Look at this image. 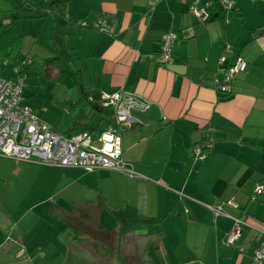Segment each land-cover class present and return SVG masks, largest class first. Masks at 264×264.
Returning <instances> with one entry per match:
<instances>
[{
    "label": "crops",
    "instance_id": "1",
    "mask_svg": "<svg viewBox=\"0 0 264 264\" xmlns=\"http://www.w3.org/2000/svg\"><path fill=\"white\" fill-rule=\"evenodd\" d=\"M39 1L19 0L16 9L32 10ZM189 1L50 0L43 15L28 16L48 25L47 36L55 48L61 43L73 52L75 73L83 89L90 91L88 113L102 117L98 107L91 105V91L120 86L133 88L148 103L142 109L131 108L139 121L119 130L120 154L134 173L0 153L7 160L0 159V178L6 175L2 180L11 181L9 177H20L33 162L41 163L39 170H49L45 181L52 178L51 193L71 203L65 217L73 226L92 219L99 229L112 234L116 225L103 222L110 209H117L124 221L152 219L136 225L154 223V264H264V258L259 263L251 260L258 242L256 230L242 224L234 242L225 241L231 217L213 214L209 207L231 198L237 206L224 203L226 211L252 223L264 215V0H233L235 9H223L214 0L205 20L187 10ZM7 8L11 9L9 0ZM1 9L5 8H0L3 21L16 10ZM54 22L59 34L51 29ZM166 29L176 33L173 60L158 64L155 49ZM219 54L223 57L217 62ZM237 54L245 65L233 72L229 89L221 91L227 96L220 97L212 76H221ZM46 65L43 61V69ZM48 68L56 73L55 66ZM79 87L74 101L80 99ZM82 122L96 125L92 134L106 125L97 126L90 119ZM252 137L261 141L246 140ZM206 140L209 144L195 154L193 144ZM257 182L262 184L260 191L253 189ZM3 213L1 228L12 223L9 214ZM159 232L162 235L157 237ZM29 236L26 230L23 237ZM18 248L21 251V245Z\"/></svg>",
    "mask_w": 264,
    "mask_h": 264
},
{
    "label": "rangeland",
    "instance_id": "2",
    "mask_svg": "<svg viewBox=\"0 0 264 264\" xmlns=\"http://www.w3.org/2000/svg\"><path fill=\"white\" fill-rule=\"evenodd\" d=\"M18 2L19 0H9L11 9H8L7 0H2L0 8H5L1 9L3 12H9L16 9ZM24 17L26 16L18 17L14 23V28L21 32L20 36L7 42V47L12 43L10 52L17 48L19 53H25L23 63L28 60L29 55L33 58L30 66L34 72L26 74L21 88L23 101L34 107L49 124L62 131L70 125H78L84 119H90L93 123L97 122V126H102V117H94V111L88 113L89 103L86 99L74 101L78 88L72 81V76L67 73L55 76L54 71L48 68L51 66L48 63L43 69L42 58L55 50L50 36H47L48 25L37 24L32 17H27L26 22ZM35 32L39 36L34 38ZM0 73H12V68L6 66ZM100 92L95 93L97 98L102 96ZM98 102L102 101L98 99ZM91 140L94 144L100 143L97 136H93ZM108 141L106 139V143ZM0 159L7 161L1 156ZM33 163V167L20 172V177H9L8 180L11 181L2 180L6 175H1L0 178V221L3 219V212L8 213L12 221L0 227V264H154V223L147 226L133 224L131 227L122 228L120 233L115 215L107 212L103 222L105 226L116 225L112 234L99 229L92 219H88L86 225L73 226L65 217L71 203L55 198L49 185L52 178L45 181L50 176L49 170H39L42 164ZM37 221L40 224L38 228H34ZM37 224L38 222L36 226ZM242 224L249 225L241 222L240 230ZM31 225L32 229L29 230ZM252 228L256 230L259 240L260 232ZM26 230L29 238L23 237ZM83 230H86L85 234ZM126 232L129 234L126 235ZM160 235L162 232L157 237ZM125 243L128 248H123ZM20 245L22 249L17 251Z\"/></svg>",
    "mask_w": 264,
    "mask_h": 264
},
{
    "label": "built area",
    "instance_id": "3",
    "mask_svg": "<svg viewBox=\"0 0 264 264\" xmlns=\"http://www.w3.org/2000/svg\"><path fill=\"white\" fill-rule=\"evenodd\" d=\"M223 8H234L233 0H218ZM210 0L202 3L191 2L188 5L190 13L197 18H206L207 5ZM227 6V7H226ZM174 31L167 29L162 31L155 53L156 60L170 62V44L174 39ZM223 55H218V60ZM244 60L236 55L227 64L226 74L213 76V83L218 89L227 88L228 82L238 69L244 67ZM9 66L12 73H0V153L15 159L37 160L46 163L62 165H76L87 169L97 166L115 168L132 174L133 168L130 162L122 158L120 154L119 130L139 119L131 113V108L142 109L146 107L147 99L134 91L131 87L120 86L112 91H101L99 99L103 103L112 106L111 119L106 127L96 135H92L87 129H75L62 131L49 125L43 118L38 116L31 106L22 102L20 94L23 83V76L17 70V65L12 62L9 56H3L0 60V67ZM1 72V69H0ZM79 130V131H78ZM97 136L99 144L92 143V137ZM106 139L109 140L106 143ZM206 143H195L193 152H199ZM253 189L260 191L262 184L257 182ZM237 206V202L231 198L220 200L211 205L213 214L223 213L231 217L232 225L225 231V240L232 241L240 230V223L244 222L256 228L260 232V239L253 245L251 260L259 263L264 258V215L257 223H252L241 218L238 214L226 211L223 204ZM241 249V245H238Z\"/></svg>",
    "mask_w": 264,
    "mask_h": 264
},
{
    "label": "trees",
    "instance_id": "4",
    "mask_svg": "<svg viewBox=\"0 0 264 264\" xmlns=\"http://www.w3.org/2000/svg\"><path fill=\"white\" fill-rule=\"evenodd\" d=\"M49 1L50 0H41V1H39L38 3H36V5H34V8L31 10V8H19V10H16V11H14V12H11V13H9V14H6L5 16L7 17V19H6V21H3V20H1L0 19V60H1V58L3 57V56H9V57H11L12 58V62L13 63H15L16 65H17V70H18V72L19 73H21L22 74V76H23V81H24V77H25V73L26 74H29V73H31V72H33L32 71V68H31V63H32V60L33 59H29V61H27V62H25V63H23L22 61H23V59H25L24 58V53H19L17 50L14 52V53H10V51H9V47H11L12 48V43H10L9 44V47H7V42L10 40V42L15 38V37H18V36H20V31H18V30H16L15 28H14V26H15V20L18 18V17H20V16H26V17H28V16H32V15H43L44 13H45V11H46V9H47V7L45 6L47 3H49ZM54 1V0H53ZM204 0H201L200 2L202 3ZM211 1V3L209 4V5H211L212 4V2L214 1V0H210ZM218 1V0H217ZM57 2V1H56ZM191 2H195L196 3V1L195 0H192V1H189L188 2V4H187V10H188V5L191 3ZM218 3H219V1H218ZM209 5H208V9H209V13L211 14V10L212 9H210V7H209ZM219 5H220V3H219ZM213 6H211V8H212ZM221 7V6H220ZM229 8H231V7H229ZM224 9H228V8H224ZM34 10V11H33ZM189 11V10H188ZM210 14H209V16H210ZM193 16H195L194 14H192ZM55 16V15H54ZM196 17V16H195ZM197 18V17H196ZM197 19H199V18H197ZM205 19H207V18H203V19H201V20H205ZM200 20V19H199ZM58 25H56L55 24V22L54 23H52V25H51V29H52V31L54 32L55 30L57 31V33L59 34V32H58V30L56 29V27H57ZM259 28V27H258ZM258 28H256V29H258ZM170 30H172V29H170ZM173 31V30H172ZM174 33H175V31H174ZM55 35V34H54ZM175 37H176V33H175ZM175 37H174V39H175ZM159 39H160V36H159ZM173 40V39H172ZM59 43V42H58ZM158 43H159V40H158ZM56 44V43H55ZM172 44H173V42L171 41V44H170V53H172ZM56 50H54V52L52 53V54H50L48 57H45L44 59H42V62L44 61V62H46V63H52L51 65H53V66H55L56 68H55V75H60V74H63V73H67V74H69L70 76H72L71 78H72V81L76 84V85H78L77 87H79V85H80V89H79V98H84V99H86V95L90 92L89 90H85V89H83V87L81 86V82H80V80H79V77H78V74H76L75 72V70H74V67H73V65H74V54H73V52L71 53V52H69L68 50H67V48H66V46L65 45H63V44H57L56 45V48H55ZM157 49H158V45H157V48L155 49V53H156V51H157ZM154 57H155V55H154ZM172 57V59H171V61L173 60V56H171ZM18 59V60H17ZM157 61V63L158 64H166V63H168V62H160V61H158V60H156ZM170 61V62H171ZM221 61V60H220ZM219 60H218V56H217V62H220ZM169 62V63H170ZM228 63H230V62H227V64ZM227 64L225 65V69H224V72L222 73L223 75L224 74H226V71H227ZM6 67V66H5ZM4 68V67H3ZM0 69H1V72H2V68L0 67ZM237 71V70H236ZM214 76V75H213ZM213 76H212V79H213ZM233 76V75H232ZM229 83H230V81H229ZM23 84V83H22ZM21 88H22V86H21ZM112 90H114V89H112ZM112 90H110V91H112ZM109 92V91H108ZM95 91H91V97L90 96H88L89 98H91L93 101L91 102V105H94V106H96V107H98V109L101 111L99 114H100V116H102L103 117V124L105 125H107L108 123V121H110V119H111V113H112V106H111V104H109V103H105V104H103L102 102L100 103V102H98V99L99 98H97V96L98 95H95ZM97 93H99V92H97ZM20 94H21V90H20ZM94 94V95H93ZM220 97L221 96H227V94L226 93H223V92H221V91H219L218 93H217ZM22 96V95H21ZM87 100V99H86ZM32 107V106H31ZM33 108V110L35 111V113L38 115V116H40L37 112H36V109L34 108V107H32ZM41 118H43L42 116H40ZM44 120H45V118H43ZM46 121V120H45ZM92 124V123H91ZM49 125H51V124H49ZM106 125H105V127H106ZM52 126V125H51ZM52 127H54V126H52ZM89 127V129L88 130H90V133H91V131H92V128L93 127H96V125L95 126H93V124L92 125H88V123H83V122H81V123H79L78 124V126L77 125H75V124H73V125H70V126H68V127H66L65 129H73V130H75L76 128H88ZM55 128V127H54ZM57 129V128H56ZM94 129V128H93ZM100 129V128H99ZM64 131H66V130H64ZM92 133H94V132H92ZM91 133V134H92ZM97 133H95V134H92V135H96ZM246 140H249L250 142H258V140H260L259 138H257V137H252V138H246ZM261 141V140H260ZM196 143H199V142H196ZM27 160H29V159H27ZM98 167V166H97ZM100 167V166H99ZM92 168H94V167H92ZM122 171V170H121ZM125 172V171H124ZM218 201H216L215 203H217ZM214 203V204H215ZM211 205H213V204H211ZM210 207V209H211V211H212V207L211 206H209ZM110 211H111V213L112 214H114L115 215V218H116V220H117V222H118V228H119V232L121 233V231H122V228H128V227H131L133 224L134 225H136L138 222L139 223H141V224H144L145 222H147V221H152V219H150V218H148V219H140V218H138V219H135V220H129V221H124V220H122L121 219V215H120V213H119V211L117 210V209H110ZM212 213H213V211H212ZM154 219H156V218H154ZM140 225V224H139ZM224 240H225V234H224ZM226 241V240H225ZM229 242H234V240H232V241H229ZM240 245V244H239ZM242 247V246H241Z\"/></svg>",
    "mask_w": 264,
    "mask_h": 264
},
{
    "label": "clouds",
    "instance_id": "5",
    "mask_svg": "<svg viewBox=\"0 0 264 264\" xmlns=\"http://www.w3.org/2000/svg\"><path fill=\"white\" fill-rule=\"evenodd\" d=\"M209 5V4H208ZM208 5H207V11H208V14H209V9H208ZM221 6V5H220ZM221 8H223L222 6H221ZM224 9V8H223ZM192 14V13H191ZM208 14H207V16H206V18L208 17ZM201 20V19H200ZM167 30V29H166ZM161 35V34H160ZM223 55V54H222ZM238 55V54H237ZM236 56V55H235ZM234 56V57H235ZM233 57V58H234ZM244 60V59H243ZM244 62H245V60H244ZM245 65V64H244ZM242 69V68H241ZM239 70V69H238ZM231 78H232V76H231ZM231 78H230V80H231ZM229 80V81H230ZM213 87H214V89L216 90V86H214V83H213ZM218 89V88H217ZM229 89V82H228V85H227V88L226 89H223V90H228ZM218 90H220V89H218ZM218 90H216L217 91V93L219 92ZM220 91H222V90H220ZM27 104V103H26ZM29 105V104H28ZM30 106V105H29ZM33 109V108H32ZM47 122V121H46ZM48 123V122H47ZM49 124V123H48ZM207 142V140L206 141H203V143H206ZM209 142V141H208ZM200 143V142H199ZM202 143V142H201ZM195 144V143H194ZM193 144V145H194Z\"/></svg>",
    "mask_w": 264,
    "mask_h": 264
}]
</instances>
